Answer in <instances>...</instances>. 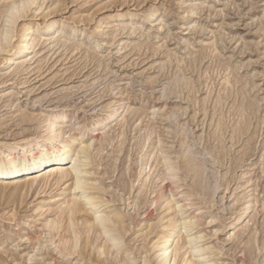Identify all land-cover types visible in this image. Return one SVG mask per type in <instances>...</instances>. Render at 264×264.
I'll return each mask as SVG.
<instances>
[{
	"label": "rangeland",
	"instance_id": "rangeland-1",
	"mask_svg": "<svg viewBox=\"0 0 264 264\" xmlns=\"http://www.w3.org/2000/svg\"><path fill=\"white\" fill-rule=\"evenodd\" d=\"M9 2L0 0V32ZM20 18L17 35L52 18L67 27L6 69L1 54L0 148L40 134L58 110L68 138L113 113L82 138L96 136L90 177L107 202L98 211L119 212L128 233L110 253L100 239L65 256L45 242L41 223L55 216L39 208L68 198L71 181L41 184L24 202L9 186L0 264H157L168 212L199 218L180 242L205 234L214 262L264 264V0H36Z\"/></svg>",
	"mask_w": 264,
	"mask_h": 264
},
{
	"label": "bare ground",
	"instance_id": "bare-ground-1",
	"mask_svg": "<svg viewBox=\"0 0 264 264\" xmlns=\"http://www.w3.org/2000/svg\"><path fill=\"white\" fill-rule=\"evenodd\" d=\"M35 3L36 0H10L4 11L3 26L0 32V56L2 53L7 54L2 60L4 69L13 65L18 58L32 54L42 37L59 29L65 30L67 27L63 26L60 20H53L52 18L47 19L45 25L27 22L28 24H24L21 31H18L19 35H17L16 26L21 19L20 17L31 10ZM47 16L50 17L49 14ZM112 116L113 113H106L101 118L94 119L92 121L93 126L90 127L89 125L83 128L79 135L68 138L62 130V123L66 120L67 113L58 110L51 117L42 121L45 125L40 134L33 138L24 139L22 143L9 142L7 145L10 149L3 150V147L0 148V195L10 186L11 191L7 189L8 192H12L15 197L17 196L23 201L32 189H36L41 184L47 185L54 181L55 184L59 185L71 181L68 198L52 202L51 204H57L56 208L50 203L45 208H39L42 211H40L41 215L54 213L55 216L52 218L46 216L47 218L41 223L42 232L49 236L45 242L50 245L55 244L54 247L65 256L83 255L89 251V243H96L100 239L103 242L98 246L100 254L110 253L112 249L119 247L124 242L128 233V228L121 219L122 216L119 212H114L111 215L106 211H98L107 202L102 199L99 193L101 187L96 185L92 180L93 178L90 177L92 170L89 166L94 164L92 150L95 146L96 136L82 138L107 124ZM16 152L18 154H15ZM146 167V163H142L139 176L143 175ZM167 167L168 171H174L171 164L167 163ZM14 174H19L21 177L25 176L26 179L12 181L10 176L13 175L14 177ZM92 190L93 192H91ZM180 206L185 207L184 204ZM173 207L171 201H168L166 210L170 211ZM92 208L97 210L94 215L89 210ZM248 209L249 206H246L240 211V219L247 213ZM171 215L172 213L168 212L161 219L165 222L158 225L162 229H160V235L153 245V248H159L160 252L157 257V264H170V256L173 257V254L174 260L177 262L181 256V249L184 250L186 247L185 255L181 256L179 260L181 264H219L207 256L214 249L200 244L205 234L197 231L195 235L190 234L186 240L180 242L183 228L195 229L199 225V218L193 216L192 218L175 219ZM79 217L82 219L80 225ZM153 230L154 226L151 227L150 233H153ZM57 236H59L58 239ZM37 238L41 240L42 236H37ZM125 250L128 249L125 248ZM193 254L197 259L193 258ZM175 261L173 262L175 263ZM149 263L147 259L145 264Z\"/></svg>",
	"mask_w": 264,
	"mask_h": 264
}]
</instances>
